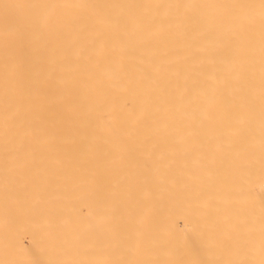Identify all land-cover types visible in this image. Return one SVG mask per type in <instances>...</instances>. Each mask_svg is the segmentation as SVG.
<instances>
[{"label": "bare ground", "instance_id": "6f19581e", "mask_svg": "<svg viewBox=\"0 0 264 264\" xmlns=\"http://www.w3.org/2000/svg\"><path fill=\"white\" fill-rule=\"evenodd\" d=\"M0 264H264V0H0Z\"/></svg>", "mask_w": 264, "mask_h": 264}]
</instances>
